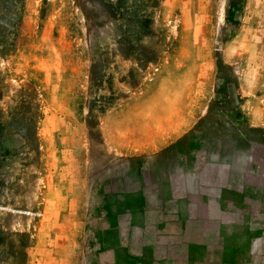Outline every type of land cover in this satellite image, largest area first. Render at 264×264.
<instances>
[{
	"label": "rangeland",
	"instance_id": "374dc122",
	"mask_svg": "<svg viewBox=\"0 0 264 264\" xmlns=\"http://www.w3.org/2000/svg\"><path fill=\"white\" fill-rule=\"evenodd\" d=\"M184 100L164 156L110 142ZM191 168L264 186V0H0V264L158 262Z\"/></svg>",
	"mask_w": 264,
	"mask_h": 264
},
{
	"label": "crops",
	"instance_id": "0c3cea01",
	"mask_svg": "<svg viewBox=\"0 0 264 264\" xmlns=\"http://www.w3.org/2000/svg\"><path fill=\"white\" fill-rule=\"evenodd\" d=\"M144 108L126 120L120 129L125 135L108 136L125 156L162 157L199 124L192 113L197 108L187 100ZM204 173L191 168L192 186L176 203L194 208L191 214L150 222L157 225L163 245L158 262L151 264H264V186H202L198 174Z\"/></svg>",
	"mask_w": 264,
	"mask_h": 264
}]
</instances>
